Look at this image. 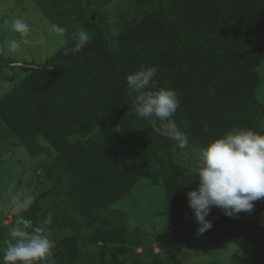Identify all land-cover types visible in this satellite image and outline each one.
Listing matches in <instances>:
<instances>
[{"label": "trees", "instance_id": "16d2710c", "mask_svg": "<svg viewBox=\"0 0 264 264\" xmlns=\"http://www.w3.org/2000/svg\"><path fill=\"white\" fill-rule=\"evenodd\" d=\"M129 1L119 0L109 22L103 6L111 0H36L52 25L64 29L66 42L0 96V145L9 133L35 154L45 149L36 136L48 134L55 150L45 166L55 179L47 202L38 199L24 212L32 227L69 228L72 238L120 245L108 256L105 248L87 253L66 244L53 248L46 264H121L117 255L134 242L123 212L111 205L142 173L157 167L173 211L184 209L198 180L175 161L177 153L203 149L232 131L264 134V104L256 95L264 0ZM81 28L90 40L73 54ZM145 65L158 69L159 87L178 92L174 119L189 135L185 148L134 112L125 78ZM96 128L100 139L91 136ZM209 216L212 228L204 235L212 245L232 241L252 264H264V199L239 219L215 207Z\"/></svg>", "mask_w": 264, "mask_h": 264}, {"label": "rangeland", "instance_id": "374dc122", "mask_svg": "<svg viewBox=\"0 0 264 264\" xmlns=\"http://www.w3.org/2000/svg\"><path fill=\"white\" fill-rule=\"evenodd\" d=\"M118 4L119 0H111L103 6V12L111 11L109 22L116 17ZM92 10L89 7L90 17L96 20ZM15 18H21L28 25V35L25 37L28 43H20L19 48L10 50L9 41H21L19 33L10 27V22ZM103 24L106 21L99 23L100 26ZM56 29L36 0H0V96L23 80L32 66L36 68L66 42V37ZM257 72L259 84L256 95L264 104V56L257 65ZM46 79L44 77L41 84ZM1 128L5 131L2 125ZM55 128L51 127L49 133ZM48 136H36L35 141L45 149L35 154L30 153L9 133L0 145V257L6 242L11 239V228L21 219L27 220L25 210L36 200L45 199V194L55 185V179L45 167L55 154L48 143ZM91 136L100 139L101 131L96 128ZM201 151V148L180 151L175 161L195 172ZM111 207L123 212L126 231L132 234L134 242L121 256L117 255L121 264H252L234 242L212 245L204 234L197 235V224L189 207L173 211L157 167L142 173L129 193ZM207 219L213 222L210 216ZM43 232L52 240L53 248H64L69 244L87 253H99L105 248L109 256L110 252L118 253L117 248L120 246L72 238L73 231L69 228Z\"/></svg>", "mask_w": 264, "mask_h": 264}, {"label": "clouds", "instance_id": "9594fccd", "mask_svg": "<svg viewBox=\"0 0 264 264\" xmlns=\"http://www.w3.org/2000/svg\"><path fill=\"white\" fill-rule=\"evenodd\" d=\"M10 27L21 37L20 42H8L10 50L19 48L20 43H28L25 37L29 28L24 20L15 18ZM56 30L60 33L64 31L59 27ZM74 36L73 54L90 40L89 33L82 28ZM157 72L155 66L145 65L126 75L128 95L134 97V112L146 120L156 133L185 148L189 135L174 119L180 107L178 92L159 87ZM182 125L187 128L188 121H182ZM195 175L197 187L190 188L186 197L197 224V235H203L212 228V222L207 217L213 207L232 219H239L241 213H252L255 202L264 199V134L248 129L214 138L202 149ZM44 223H51V215ZM9 236L11 239L2 249L0 264H44L52 255V240L42 229H33L28 220L21 219L11 228Z\"/></svg>", "mask_w": 264, "mask_h": 264}, {"label": "water", "instance_id": "95a60500", "mask_svg": "<svg viewBox=\"0 0 264 264\" xmlns=\"http://www.w3.org/2000/svg\"><path fill=\"white\" fill-rule=\"evenodd\" d=\"M33 68H35V66H32Z\"/></svg>", "mask_w": 264, "mask_h": 264}]
</instances>
